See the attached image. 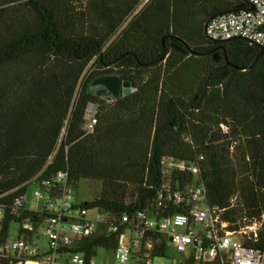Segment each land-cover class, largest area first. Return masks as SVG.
Here are the masks:
<instances>
[{"label":"trees","instance_id":"obj_1","mask_svg":"<svg viewBox=\"0 0 264 264\" xmlns=\"http://www.w3.org/2000/svg\"><path fill=\"white\" fill-rule=\"evenodd\" d=\"M242 9L241 0H0V240L11 223L36 219L11 213L31 181L57 172L73 186L99 183L82 205L112 221L155 213L163 186L198 184L229 231L260 218L264 55L248 69L257 47L205 35L211 19ZM103 75L120 76L129 94L90 95ZM89 106L96 125L87 133ZM120 231L75 252L112 251ZM148 241L153 258L166 257L167 242ZM243 244L264 252V229Z\"/></svg>","mask_w":264,"mask_h":264},{"label":"built area","instance_id":"obj_2","mask_svg":"<svg viewBox=\"0 0 264 264\" xmlns=\"http://www.w3.org/2000/svg\"><path fill=\"white\" fill-rule=\"evenodd\" d=\"M248 9L228 12L211 19L205 28L206 37L214 42L242 39L255 47H264V0H241ZM253 6L254 10H249ZM96 125L92 111L85 131ZM183 168V166H179ZM196 174V168L188 169ZM34 208L25 207V198L17 199L11 213L22 210L34 214L18 225L17 238L0 240V260L11 264H96L95 256L75 252L86 240L102 233H118L111 251L116 264H151L152 243L141 241L157 234L183 255L178 264H264V252L246 247L243 240L254 241L264 229V213L258 219H243V225L229 231L222 221L223 210L206 203L202 185L182 190L163 186L156 194L154 210L136 213L132 218L122 215L117 221L98 210H90L75 200L73 185L66 172L31 181ZM2 207H0V218ZM43 250H39V245ZM97 254V250H96Z\"/></svg>","mask_w":264,"mask_h":264},{"label":"rangeland","instance_id":"obj_3","mask_svg":"<svg viewBox=\"0 0 264 264\" xmlns=\"http://www.w3.org/2000/svg\"><path fill=\"white\" fill-rule=\"evenodd\" d=\"M138 9V8H137ZM137 11L133 13L135 15ZM132 17V16H131ZM129 17L126 21V23L122 26L124 27L129 20L131 19ZM90 66V65H89ZM88 66V69H89ZM92 107L89 106L87 117L90 115ZM171 167V164L169 161H165V168L169 169ZM36 189L35 184H30L27 186L26 190V196H25V207L26 209H33L34 208V202L32 199L33 192ZM100 191V184L97 182H91L87 180H80L78 181L75 186L73 187V192L75 195V200L78 203H85V202H91L94 200V198L98 195ZM95 213V210H90L88 213L89 217H92ZM18 233V225L16 223H11L8 226V240L13 241L17 238ZM39 250H43V245H39ZM183 258V255L179 253L176 248L171 244L167 242V250H166V257L163 258H152L151 264H178L181 259ZM96 264H116L113 259V254L111 251H106L103 249H98L97 254L95 257Z\"/></svg>","mask_w":264,"mask_h":264},{"label":"water","instance_id":"obj_4","mask_svg":"<svg viewBox=\"0 0 264 264\" xmlns=\"http://www.w3.org/2000/svg\"><path fill=\"white\" fill-rule=\"evenodd\" d=\"M249 10H254V7L250 6ZM257 49L259 52L252 63L248 66V69H250L257 60L264 55V47L257 46ZM87 92L93 96H102L104 98L116 100L129 94L130 84L126 81H122L121 77L118 75H103L95 77L89 82ZM87 118L88 117L86 116V120Z\"/></svg>","mask_w":264,"mask_h":264}]
</instances>
